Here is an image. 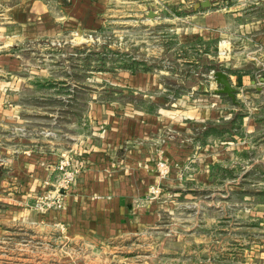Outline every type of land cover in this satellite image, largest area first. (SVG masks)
<instances>
[{
  "label": "rangeland",
  "instance_id": "1",
  "mask_svg": "<svg viewBox=\"0 0 264 264\" xmlns=\"http://www.w3.org/2000/svg\"><path fill=\"white\" fill-rule=\"evenodd\" d=\"M60 1L66 0H0V84H36L34 90H23L24 107L18 131L34 140L44 139L57 148L61 147L58 140L65 138L43 191L28 202L17 198L10 202L0 197V264H264V125L257 139L247 140L252 149L246 155L236 157L231 149L219 150L217 138L211 140L205 158L220 156L222 160L223 150L227 153L219 167L215 166L210 172V179L203 180L204 184L189 183L196 172L195 161L187 160L172 172L163 151L156 152L157 181L147 186L144 200L146 204L160 207L156 210L157 216L140 231L120 235L72 234L62 223L51 225L31 218L33 213L46 215L63 209V197L80 169L62 188L64 173L58 166L67 156L70 168L77 167L71 165L66 150L74 136L86 129L84 107L58 108L56 98L47 94L60 93L67 99L72 83L78 80L84 88L82 99L89 98V87L92 90L95 87L99 101L126 102L129 96L124 88L116 89L105 81L122 83L117 71L127 63V55L141 57L143 52L161 53L163 64L177 72L164 78L166 84H171L162 90L164 98L169 100L165 106L181 111L186 104L196 108L197 99L207 98L205 94L212 97L215 92L217 83L213 72L231 71L239 58L236 41L242 34L241 28L234 24L235 18L249 21L263 16L264 0H209L206 6L201 4L204 0H149L153 5L147 7L153 6L149 10L160 20L156 24L153 23L155 16L146 15L149 11L141 6V0H111L108 10L106 0L95 3L91 0L77 11L78 18L84 17L79 19L81 23L66 25L60 33L45 35V28L40 29L39 35L32 28L16 30L23 27L17 25L19 21L25 24L44 19L45 14L40 13L45 12V5L55 16L61 15L57 9ZM206 11L225 12L231 23L222 36L227 42L222 45L225 53L218 54L215 47L222 38L211 39L204 46L209 59L198 57L199 51H194L187 39L195 36L191 23L197 20V13ZM211 19H214L211 24L218 22L217 17ZM170 26L179 27L177 33ZM32 34L33 37H29ZM179 38L186 40L183 45L177 43ZM199 44L195 42L196 48L202 47ZM192 57L198 60L194 62ZM99 67H107L108 71ZM85 83L89 87H85ZM197 83L202 85L200 89H186ZM139 94L132 93L130 98L142 99ZM186 96L195 102L177 104L178 99ZM206 102L210 109L219 104L217 100ZM174 105L177 106L173 108ZM57 111H62L63 118H57ZM198 133L195 132L194 137ZM6 135L3 133V138ZM225 135L219 140L232 141ZM159 160L164 161L168 169L164 176L159 175L156 167ZM3 162L0 156V178L4 172ZM173 174L180 186L173 183Z\"/></svg>",
  "mask_w": 264,
  "mask_h": 264
},
{
  "label": "crops",
  "instance_id": "2",
  "mask_svg": "<svg viewBox=\"0 0 264 264\" xmlns=\"http://www.w3.org/2000/svg\"><path fill=\"white\" fill-rule=\"evenodd\" d=\"M89 1L91 2L60 1L57 8L61 14L59 16H55L45 5V12L40 13L45 14L44 19L25 24L19 21L17 25L23 27L16 30L20 32L32 28L40 33V29L45 28V35L60 33L65 30L66 25L72 26L84 18H78L77 11ZM92 2L95 3L96 0ZM140 2L147 11L153 8L147 7L153 5L149 0ZM110 3L111 0L105 1L106 10ZM94 16L96 17L95 13ZM195 17L197 20L191 23V31H194L195 36L187 38L188 45L192 44L194 51H199L198 57L206 56L209 59L210 54L204 53L203 50L207 49L204 46L211 39L222 38L231 23L225 12L221 11L198 12ZM212 17H217L218 22L211 24L210 21L214 20ZM156 19V16L153 17V23H160ZM234 24L241 28L242 34L235 40L239 58L234 61L231 71H225L234 88L233 98L217 93L216 90L221 86L216 84L213 89L216 95L213 94L212 97L205 94L207 98H200L195 102L186 96L177 101V104L194 101L198 105L196 108L186 104L182 111L170 110V107L165 106L169 100L164 98L162 90L171 84H166L164 78L177 75V72L163 64L161 53L148 52H143L141 57L127 55V63L120 66V73L117 71L122 77L121 84L105 81L108 86L116 89L124 88L129 96L126 102L99 101L97 88L92 90L86 83L85 87L90 88L89 98L82 99L84 88L78 80L70 84L71 93L67 99L60 93L47 94L56 98L58 108L65 109L71 105L84 107L87 124L83 123L86 129L74 136L66 150L71 157V165L78 166L80 172L63 197V209L46 215L33 213L32 221H45L44 223L51 225L59 222L72 234L120 235L140 231L157 216L156 210L160 207L158 204H146L144 200L147 186L157 181L154 168L156 152L163 151L165 159L172 166V172L180 169L189 160L195 161L196 172L189 181L191 184H204L203 180L210 179V172L212 173L214 167H219L220 162L224 161L226 150H223L222 160L220 156L217 159L205 158V151L209 149L211 140L217 138L220 142L219 150L231 149L236 157L251 153L252 148L247 140L250 139L251 142L252 139H257L264 125V12L263 16L249 21L236 17ZM175 28L170 26L177 33L179 27ZM242 31L248 34H243ZM219 40L215 47L219 50L218 54H222L226 52L222 45L227 42L223 38ZM185 41L179 38L177 43L183 45ZM195 42L201 44L202 50L196 48ZM192 59L194 62L198 60L197 57ZM105 71H108L107 67ZM92 72L89 73L93 74ZM201 86L198 83L191 84L186 89L195 91ZM35 87L34 83L0 84V156L4 160L1 163L4 172L0 178V197L3 196V199L10 202L13 198L28 202L35 194L44 190L45 180L51 178L54 164L65 142V138H60L57 143L61 147L57 148L48 144L49 142L45 143L44 139L34 140L19 133L18 127L22 123L20 113L24 107L23 90L30 91ZM132 93H140L142 99H131ZM209 100H217L219 104L210 109L206 102ZM61 113L62 111H57V118H63ZM210 124L216 125L219 131L211 132ZM195 132H200L198 138L194 137ZM3 133L7 134L5 138ZM225 134L232 141H220L219 138H225ZM220 153L219 151L218 155ZM173 180V183L180 186L174 174ZM184 181L187 180L184 178Z\"/></svg>",
  "mask_w": 264,
  "mask_h": 264
},
{
  "label": "built area",
  "instance_id": "3",
  "mask_svg": "<svg viewBox=\"0 0 264 264\" xmlns=\"http://www.w3.org/2000/svg\"><path fill=\"white\" fill-rule=\"evenodd\" d=\"M156 167L160 176H164L167 173L168 169L164 161H157ZM58 168L63 170L64 173V178L61 181L62 188H65L74 179L75 175L79 171L78 166L70 168V163L67 156L60 162ZM153 190L158 192V189L156 188H153Z\"/></svg>",
  "mask_w": 264,
  "mask_h": 264
},
{
  "label": "water",
  "instance_id": "4",
  "mask_svg": "<svg viewBox=\"0 0 264 264\" xmlns=\"http://www.w3.org/2000/svg\"><path fill=\"white\" fill-rule=\"evenodd\" d=\"M203 6L209 5V0H204L201 2ZM148 17L155 16V12L149 11L146 14ZM214 80L217 84H219L221 87L218 88L216 91L217 93L226 94L229 97H234V88L231 86V83L229 81L228 75L223 70H216L213 72Z\"/></svg>",
  "mask_w": 264,
  "mask_h": 264
},
{
  "label": "trees",
  "instance_id": "5",
  "mask_svg": "<svg viewBox=\"0 0 264 264\" xmlns=\"http://www.w3.org/2000/svg\"><path fill=\"white\" fill-rule=\"evenodd\" d=\"M214 69H217L216 67H213ZM99 69H100V67H99ZM105 69V67H101V69L100 70H104ZM219 128L216 126V125H212V124H210V126H209V130L210 131H217ZM219 131V130H218ZM213 168V167H212Z\"/></svg>",
  "mask_w": 264,
  "mask_h": 264
}]
</instances>
